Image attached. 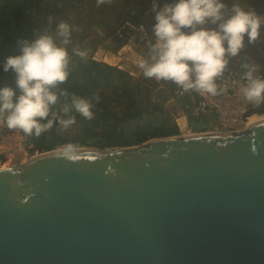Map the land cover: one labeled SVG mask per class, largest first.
<instances>
[{
	"label": "water",
	"instance_id": "95a60500",
	"mask_svg": "<svg viewBox=\"0 0 264 264\" xmlns=\"http://www.w3.org/2000/svg\"><path fill=\"white\" fill-rule=\"evenodd\" d=\"M0 264H264V118L0 168Z\"/></svg>",
	"mask_w": 264,
	"mask_h": 264
},
{
	"label": "clouds",
	"instance_id": "9594fccd",
	"mask_svg": "<svg viewBox=\"0 0 264 264\" xmlns=\"http://www.w3.org/2000/svg\"><path fill=\"white\" fill-rule=\"evenodd\" d=\"M105 2L97 0L98 5ZM153 11L155 42L149 44L148 59L141 58L139 62L144 77L172 81L184 92L195 90L211 96L225 92L218 87L216 79L226 70L228 57L238 55L245 46V36L249 43L256 40L264 25V17L253 10L245 11L238 4L226 15L222 0H173L158 11L154 2ZM58 35L63 37L62 44L67 45L69 25L59 23ZM74 51L82 59L88 55L87 50ZM68 64L66 48L58 46L53 36L46 33L21 42L19 54L5 59L3 71H11L15 77V87H0V117L8 129L39 137L50 131L54 123L63 129L75 124L76 117L68 115L67 104L63 107L67 119L51 111L58 100L53 89L66 82ZM243 68L247 82L241 90L244 98L256 104L264 103V79L254 75L257 66L244 64ZM59 95L68 94L61 91ZM95 99L98 101L99 97ZM92 107L89 100L72 96L71 109L85 119H93ZM45 120L46 123H41Z\"/></svg>",
	"mask_w": 264,
	"mask_h": 264
},
{
	"label": "rangeland",
	"instance_id": "374dc122",
	"mask_svg": "<svg viewBox=\"0 0 264 264\" xmlns=\"http://www.w3.org/2000/svg\"><path fill=\"white\" fill-rule=\"evenodd\" d=\"M115 1V2H114ZM151 1V2H150ZM46 2L45 6L42 8L44 3ZM106 0L105 3L97 4V0H48L44 1L42 6L37 9L35 12H32L27 17L20 19L18 25L13 22L7 20L6 23L2 26V30L4 32H11L13 33V43L17 44L21 40L23 41H32L40 34H49L52 35L55 42L58 46L65 47L68 56H69V64L67 69L75 68L82 62H88L93 58L96 60L97 63H104L116 71H118L115 67L117 61H111L107 59H103L102 50L104 51H114L117 50L123 43H118L116 41L119 40L118 32L122 29V19L128 20L130 23L140 24L142 23V14L147 13L145 10L147 5H151L152 3H159V5L163 6L165 3H172L173 0ZM222 2L226 5V12L230 11L234 4H238L242 9L253 8L252 5H256L257 7H264V0H222ZM112 4L111 7H109ZM73 4V6H72ZM141 10H140V9ZM136 9V14L133 17H129L128 11ZM109 10V11H108ZM59 12V13H58ZM109 12V13H108ZM264 17V15H260ZM52 17L56 18L53 20ZM45 19V20H42ZM105 19H110V21H116L117 19H121L122 21H116L114 23H107L105 24ZM65 20V22L63 21ZM64 22L69 25V43L67 45L62 44L63 37L58 35V25L59 23ZM118 22V23H117ZM19 38L16 40L15 38ZM121 41V40H119ZM12 42V41H11ZM9 42V43H11ZM19 47L17 48V54H19ZM75 49L80 51L88 52L86 58L82 59L81 57L75 54ZM134 52V51H133ZM132 52V53H133ZM238 54H243V49L240 50ZM103 57H101V56ZM234 57H228L229 64L233 60ZM110 62V64H109ZM113 63V64H112ZM125 69V67H121ZM123 72V71H122ZM134 72V71H133ZM127 77L138 80L141 82V98L143 99V105L147 106L156 105L158 103L154 99V95L156 91H158V87L165 83L166 86H170L167 81L158 82L154 78H145L144 75L140 74V71L136 70L133 76ZM14 79L15 77L12 74L11 76H5L1 79V82L7 84L9 81ZM0 82V83H1ZM164 86V85H163ZM110 96V97H109ZM113 94H109V91H102V99L106 103H111L110 100H113L115 97ZM92 104H96L95 101H90ZM112 106V104H110ZM119 107V106H118ZM60 109V108H59ZM93 116L97 117V113L94 112ZM157 119L160 116H156ZM156 117L153 120V124L151 127L156 128L158 123H156ZM68 117L65 116L64 119ZM76 118V122L74 125H71L68 129H63L61 125L57 128L55 135H54V142H62L55 147V149L60 148H71L74 147H90V148H102L101 135L94 136L95 133L98 132L96 128L90 126V124L83 125V119ZM3 117H0V127H5L6 124L3 122ZM85 119V118H84ZM169 123L168 125L172 126L173 124L170 122L171 118H168ZM188 130L191 134L193 133H202V132H211L213 130L206 128L205 126L197 123H189L187 121ZM5 125V126H4ZM186 126V125H185ZM123 127H121L122 129ZM151 129V128H150ZM149 129V130H150ZM181 130V129H180ZM178 129V135L187 134V131H180ZM14 131H21L18 129H14ZM14 132V133H15ZM22 132V131H21ZM122 135L115 134L114 136H120L121 140L130 139V134L128 129L122 130ZM13 134L9 136L8 142L11 145L15 144L13 139ZM102 133V132H100ZM22 134L26 137V135L22 132ZM175 135V136H178ZM63 141H68L67 144H63ZM78 142V145L72 146L71 143ZM81 143V145H80ZM119 146V145H116ZM114 146V147H116ZM32 148L31 144L24 145L25 156L21 159H16L13 161L7 160V157L0 156V165L6 164V166H11L14 164H19V161H26L32 156L46 152V151H34L33 153L30 152ZM54 150V149H52ZM27 156V159L24 158ZM3 158V161H1Z\"/></svg>",
	"mask_w": 264,
	"mask_h": 264
},
{
	"label": "trees",
	"instance_id": "16d2710c",
	"mask_svg": "<svg viewBox=\"0 0 264 264\" xmlns=\"http://www.w3.org/2000/svg\"><path fill=\"white\" fill-rule=\"evenodd\" d=\"M44 1L48 0H0V82L3 77H9L13 74L11 71L5 73L2 65L7 57L18 55L17 48L22 42L20 40L18 44L17 42L14 44L13 33L4 32L1 29L2 26L7 20L13 21L18 25L20 19L35 12L42 6ZM45 4L46 2L41 9H43ZM52 19L57 21L54 17ZM63 21L65 22V20ZM15 39L18 40L19 38ZM67 71L69 75L66 82L53 89L58 94V100L52 106L51 111L64 118L63 107L67 104L70 108L68 115L81 118L80 114L71 109L72 96L75 95L89 101H95L96 104H93L91 110L93 113H97V117L93 116L91 120L83 118L82 123L84 126L90 124L91 127L98 130L94 136L101 135L102 148L116 145L120 147L133 146L153 138L178 135V128L164 107L159 104L158 106L143 105L144 101L140 95L141 82L127 77L126 72L116 71L104 63H97L93 60L84 61L75 68L67 69ZM5 86L15 87L14 79L7 84L0 83V87ZM104 90L109 91L110 95H115V98L110 100L111 103H106L102 99V91ZM61 91L67 92L68 95H59ZM95 97H99V100L97 101ZM157 115L160 116L158 119ZM155 117L158 125L153 128L151 126ZM48 118L51 119V115ZM168 118H171L172 126L167 124L169 123ZM41 123H46V120L41 121ZM59 126V123H54L50 131L42 133L39 137L26 135L27 144L32 145L30 152L50 151L55 149L57 145L62 144V142L53 141ZM121 127L123 128L121 129ZM126 128L130 134V139L121 140L120 136H114L118 133L122 135V130ZM64 143L67 144L68 141H63ZM71 145H78V142L71 143ZM1 161H3V158H1Z\"/></svg>",
	"mask_w": 264,
	"mask_h": 264
},
{
	"label": "built area",
	"instance_id": "2783aa9c",
	"mask_svg": "<svg viewBox=\"0 0 264 264\" xmlns=\"http://www.w3.org/2000/svg\"><path fill=\"white\" fill-rule=\"evenodd\" d=\"M135 14L136 9L128 11L129 17H133ZM121 27L122 29L118 32V38L124 43L113 54L119 58L115 67L119 71H126L121 68L124 63L134 64L137 70L142 72L139 68V58L133 61L131 54L133 51V53L137 52L139 54L138 48L141 43L143 41H151L152 37L145 31L142 24H134L128 20H123ZM141 27L143 28L142 31ZM92 60L96 62L94 58ZM244 64H249L244 54H238L233 58L224 73L216 79L218 87L225 89L223 94L217 96H211L195 90L184 92L180 86L172 81H167L170 86H166L163 83L168 91L170 101L179 109V115L173 116L171 114L176 126L179 128V119H184L185 123L191 121L213 131L238 132L244 130L246 128V122L244 121L246 111L258 105L255 102L246 100L241 91L247 83L244 79V72L246 71L243 68ZM257 68L258 70L254 75L264 79V70ZM128 74L129 76L134 75L133 71H128ZM162 81L165 80H159L158 82L162 83ZM185 125L184 131L190 133L187 124ZM14 132V130L8 129L7 126L0 127V156L7 157L9 161L21 159L26 155L24 145L27 142V138L21 131ZM13 133L15 144L11 145L8 140ZM24 158L27 159V156ZM17 163H22V161Z\"/></svg>",
	"mask_w": 264,
	"mask_h": 264
},
{
	"label": "crops",
	"instance_id": "0c3cea01",
	"mask_svg": "<svg viewBox=\"0 0 264 264\" xmlns=\"http://www.w3.org/2000/svg\"><path fill=\"white\" fill-rule=\"evenodd\" d=\"M115 2V1H114ZM151 2V1H150ZM149 2H148V0H147V4H148ZM112 4L113 3H111V5L109 6V7H111L112 6ZM156 4V6H157V11L159 10V8L160 7H162L161 5H159V3L157 2V3H155ZM148 7H146V11H147V13H144V14H142V23H140V24H142L143 25V27H144V29H145V31L148 33V34H150V36L152 37V40L151 41H149V42H142L141 43V45L139 46V48H138V52H139V54L137 53V52H135V53H132L131 54V58H132V60L133 61H136L138 58V60H141V58H145V59H147L146 57H148L149 56V44L150 43H154L155 42V37H154V34H153V32H152V28H153V25L155 24V19H154V17H155V12L153 11V3L151 4V5H147ZM140 9V8H139ZM141 10V9H140ZM109 11V10H108ZM109 13V12H108ZM122 20H124V19H122ZM121 19H117L116 21H122ZM105 21V24H106V26H107V23L109 22V23H114V22H116V21H110V19H105L104 20ZM117 22V23H118ZM116 42H118V43H121L122 41H116ZM122 43H124V42H122ZM116 50H114V51H111V52H108L107 50L105 51H103L102 50V52H100V54L102 53V55H103V59H108V60H114V61H117L118 62V60H119V58H117V57H115L113 54H114V52H115ZM145 54H146V56H145ZM149 62H151V61H149ZM123 67H125V69L124 70H126V71H123V72H126L127 74H128V71H134L133 72V74L135 73V71L137 70V68H136V66L134 65V64H128V63H124L123 64ZM140 74L143 76V72H140ZM164 84L162 83V85H160V87H158V91H156V93H155V95H154V99H155V101L159 104V105H161L162 107H164L166 110H167V112L171 115H173V116H175V115H179V109H178V107L172 102V101H170V99H169V94H168V91H167V89L163 86ZM163 102L167 105L166 107L163 105ZM179 120H181V119H179ZM183 121H184V119H182ZM184 123H185V121H184ZM186 124V123H185Z\"/></svg>",
	"mask_w": 264,
	"mask_h": 264
},
{
	"label": "flooded vegetation",
	"instance_id": "af4514ba",
	"mask_svg": "<svg viewBox=\"0 0 264 264\" xmlns=\"http://www.w3.org/2000/svg\"><path fill=\"white\" fill-rule=\"evenodd\" d=\"M253 8H248V9H244L245 11H248V10H252V9H259V10H262L264 11V7H257L256 5H252ZM228 14H231L230 11L226 12ZM258 16L260 15H264V12L262 13H256ZM208 27H215L214 25H208ZM254 42L256 43L258 49L264 53V25H262L261 29H260V34L259 36L257 37L256 40H254ZM243 49V54L245 55L246 59H247V62L250 64V65H253L255 66V60L253 59V56H252V53L245 41V46L242 48ZM261 68V67H259ZM264 70V68H262ZM172 117V116H171ZM172 121H173V117H172ZM174 122V121H173ZM189 123H191V121H189ZM175 124V123H174ZM176 125V124H175ZM178 128V127H177ZM179 129V128H178Z\"/></svg>",
	"mask_w": 264,
	"mask_h": 264
},
{
	"label": "bare ground",
	"instance_id": "6f19581e",
	"mask_svg": "<svg viewBox=\"0 0 264 264\" xmlns=\"http://www.w3.org/2000/svg\"><path fill=\"white\" fill-rule=\"evenodd\" d=\"M105 61H107L108 62V59L107 60H105ZM112 61V60H111ZM109 64H110V62H109ZM113 64V63H112ZM264 118V114H252V115H250L247 119H246V125L245 126H247L248 124H250V123H252V122H254V121H257V120H260V119H263ZM178 125H179V128L182 130V131H184L185 130V123H184V121L181 119V120H179L178 121ZM209 133H225V132H220V131H211V132H209ZM191 133H187V134H184V135H190ZM60 149H65V148H60ZM4 167H7L6 166V164H4V165H0V168H4Z\"/></svg>",
	"mask_w": 264,
	"mask_h": 264
}]
</instances>
